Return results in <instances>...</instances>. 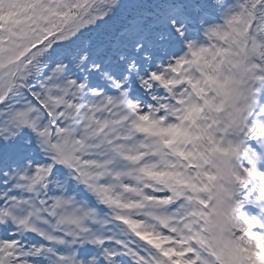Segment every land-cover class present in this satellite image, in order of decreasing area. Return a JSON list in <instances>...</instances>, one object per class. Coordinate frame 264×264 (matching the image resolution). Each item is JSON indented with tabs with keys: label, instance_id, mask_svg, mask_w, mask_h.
<instances>
[{
	"label": "snow or ice",
	"instance_id": "obj_1",
	"mask_svg": "<svg viewBox=\"0 0 264 264\" xmlns=\"http://www.w3.org/2000/svg\"><path fill=\"white\" fill-rule=\"evenodd\" d=\"M0 264H264V0H0Z\"/></svg>",
	"mask_w": 264,
	"mask_h": 264
}]
</instances>
